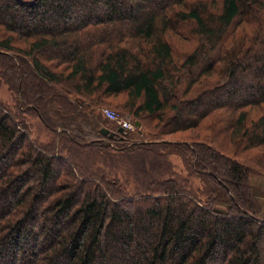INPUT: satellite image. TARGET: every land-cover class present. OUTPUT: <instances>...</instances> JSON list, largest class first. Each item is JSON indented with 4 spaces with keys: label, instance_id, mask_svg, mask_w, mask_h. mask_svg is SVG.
Masks as SVG:
<instances>
[{
    "label": "trees",
    "instance_id": "trees-1",
    "mask_svg": "<svg viewBox=\"0 0 264 264\" xmlns=\"http://www.w3.org/2000/svg\"><path fill=\"white\" fill-rule=\"evenodd\" d=\"M0 27V82L52 135L31 139L0 101V264H264L245 163L204 137L109 138L77 105L124 94L163 135L210 122L237 151L264 149V0H0Z\"/></svg>",
    "mask_w": 264,
    "mask_h": 264
},
{
    "label": "rangeland",
    "instance_id": "rangeland-1",
    "mask_svg": "<svg viewBox=\"0 0 264 264\" xmlns=\"http://www.w3.org/2000/svg\"><path fill=\"white\" fill-rule=\"evenodd\" d=\"M7 36L3 27H0V40ZM172 39L176 42L174 48V62L180 64L182 62L183 56L187 53V45L183 42L180 38L175 35H172ZM12 44L15 47H20L23 49L27 48V43L23 39L14 38ZM1 62V61H0ZM61 70V69H60ZM63 71V70H62ZM69 85V84H68ZM65 86L64 84H60L58 87L54 86L55 89L67 91V89H71L70 87ZM88 96V95H87ZM74 97V96H72ZM16 95L9 89V85L4 83V81L0 82V101L4 104H7L12 108L16 114L18 113L23 118L26 119L28 125L31 129V139L35 140L38 139L40 142H48L52 135L45 130V128L39 123L37 118L33 115L29 114L28 112L19 113L18 108L16 106ZM75 99V98H70ZM91 102H90V101ZM129 102L127 96L122 94L119 96H111L108 97L107 95L103 94L101 91L95 92L93 95H89L88 97L82 98L77 102V105L82 112H88L92 109L98 110L102 116L103 125L106 126L110 131L116 132L117 125L115 123L109 122L103 115H102V108H108L117 113L119 118L124 120H129L132 125L133 129L129 132L128 135V143L133 142H149V141H157L159 138L164 140H178V141H186L187 139H194L199 137H204L208 141H213L215 147H218L222 150V153L229 155L230 157H235L240 163H245L247 167L251 170V175L249 178V184L254 192L256 198L258 199L259 203L261 204V208L264 210V169L258 167L256 163L262 164L264 162V149H252L250 151H237L234 148V143L232 139L228 137H222L219 130L215 127L213 128L210 122L207 124H202L196 129H190L188 131L177 132L175 134L163 135L166 131H162L163 127L158 118L143 116L139 119L134 118L127 107H125L126 102ZM223 140L222 143L219 141ZM219 142V143H216ZM261 154L260 158L254 157ZM186 156L182 155V153H172L168 155V161L173 165V170L181 174L183 177L189 176L186 171V163L187 160ZM188 161V160H187ZM114 176H117L119 180H125L128 178V174H126L124 169L115 168ZM192 180L193 186L199 188L201 186L199 179L197 178H190ZM130 184L128 188H132L134 183L130 178ZM264 212V211H263Z\"/></svg>",
    "mask_w": 264,
    "mask_h": 264
},
{
    "label": "built area",
    "instance_id": "built-area-1",
    "mask_svg": "<svg viewBox=\"0 0 264 264\" xmlns=\"http://www.w3.org/2000/svg\"><path fill=\"white\" fill-rule=\"evenodd\" d=\"M102 115L112 123H115L117 125V128H122L123 133H129L133 129V125L129 120H124L119 118L117 113L111 109L108 108H102L101 110Z\"/></svg>",
    "mask_w": 264,
    "mask_h": 264
},
{
    "label": "water",
    "instance_id": "water-1",
    "mask_svg": "<svg viewBox=\"0 0 264 264\" xmlns=\"http://www.w3.org/2000/svg\"><path fill=\"white\" fill-rule=\"evenodd\" d=\"M100 133L104 136H109V138H113L115 136V134H122L123 133V129L122 128H117L116 132H112L108 129L102 128L100 129Z\"/></svg>",
    "mask_w": 264,
    "mask_h": 264
}]
</instances>
